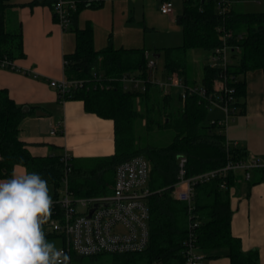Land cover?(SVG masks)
<instances>
[{
  "label": "trees",
  "instance_id": "trees-1",
  "mask_svg": "<svg viewBox=\"0 0 264 264\" xmlns=\"http://www.w3.org/2000/svg\"><path fill=\"white\" fill-rule=\"evenodd\" d=\"M54 2L0 0V60L24 55L20 22L15 29H9V13L16 16L14 9L25 5L53 8ZM104 3L105 0H84L74 14L70 28L75 32L76 46L73 52L65 54V74L69 79L89 81L83 87L71 89L63 99L83 100L87 111L114 120V153L95 158L90 165L72 158L68 173L62 154H31L19 136V125L26 112L6 88L0 87V178H10L14 166L22 165L29 173H38L52 184L55 196H58V188L66 177L68 189L75 196H99L112 192L118 164L142 155L151 164L148 181L151 194L147 198L150 241L143 251L113 254L112 264H183L190 218L187 203L173 194L178 180L179 157L187 158L186 176L190 177L249 155L238 144L227 143L223 124L217 120L208 121L206 99L191 95L183 100L176 91L164 93L150 80L151 70L144 47H115L111 42L100 49L95 47L94 29L91 24L80 27L78 13L86 6L99 8ZM177 21L182 26L183 42L164 47L165 71L169 74L177 71L190 83L187 77L188 51L202 48L212 52L223 42V31H230L233 35L227 42L238 45L240 52L233 53L235 59L225 72L234 76L231 82L235 87L234 105L244 110V74L250 70H264V10L238 11L230 0L225 14H220L217 0H184L183 12ZM222 69L204 65L202 84L208 90H213ZM96 76L100 78L96 79ZM125 77L128 79L124 80ZM135 78L146 79L144 90L133 88L129 79ZM143 119L145 124H142ZM156 128L172 130V139L165 145L151 143L148 134ZM240 175L230 171L226 176L219 175L195 184L193 216L200 222L197 246L208 256H216L215 250L225 249L231 264H260L258 250L245 251L241 239L231 231L233 211L229 196ZM223 182L225 186H222Z\"/></svg>",
  "mask_w": 264,
  "mask_h": 264
},
{
  "label": "crops",
  "instance_id": "crops-1",
  "mask_svg": "<svg viewBox=\"0 0 264 264\" xmlns=\"http://www.w3.org/2000/svg\"><path fill=\"white\" fill-rule=\"evenodd\" d=\"M29 1L15 0L17 3ZM174 2L176 11L164 14L160 10V13L178 22L184 0ZM14 11L21 26L24 55L10 59L16 68L0 67V87L6 88L16 103L22 109L25 108L26 114L19 125L21 140L35 156L69 152L79 163L113 154L114 120L87 111L83 100H60L56 89L49 84L53 78L66 76L65 54L73 52L75 48L73 51L72 48L76 46V39L68 33L70 27L64 30L56 21L53 8L48 5H25L16 7ZM124 47L141 46L129 44ZM180 76L185 78L182 74ZM244 77L245 107L244 110L239 107L238 113L230 120L227 137L232 144L237 142L245 148L247 155L264 157V70H250ZM53 128L56 129L55 133H52ZM22 168L26 169L24 166ZM262 174L264 176V172L256 169L250 180L240 175L237 184L231 187L229 196L233 211L231 231L241 239L245 251L258 250L260 264H264ZM48 186L53 188V191L50 188L49 191L54 198V186L50 183ZM199 251L204 255V264H231L223 248L213 251L218 254L216 256H208L206 252Z\"/></svg>",
  "mask_w": 264,
  "mask_h": 264
},
{
  "label": "built area",
  "instance_id": "built-area-1",
  "mask_svg": "<svg viewBox=\"0 0 264 264\" xmlns=\"http://www.w3.org/2000/svg\"><path fill=\"white\" fill-rule=\"evenodd\" d=\"M82 1L84 0H55L53 10L56 21L64 30L73 23L74 14ZM229 2L230 0H217L220 14H225ZM160 10L164 14L173 13L172 0H162ZM232 35L230 31H223V42L211 52L209 57L211 67L223 68L214 82L212 91L202 83L186 82L177 71L168 74L165 82L157 76L153 77L152 72L157 65L150 57V53L146 52L147 65L151 70L150 80H153L164 93L176 91L183 100L191 95H199L208 101L209 106L213 103L218 104L223 109L225 117L217 121L225 126L226 134L228 124L238 113L239 108L234 105L235 87L231 85L234 76L225 72L235 59L233 53L240 52L238 45L227 42ZM229 49L231 56L228 53ZM64 64H67V60ZM0 67L16 68L13 61L7 58L0 60ZM95 78L99 79L100 76ZM129 80L133 83L134 89H145L146 79ZM88 81V79H69L63 76L51 79L49 84L56 89L59 98L64 100L63 96L71 89L83 87ZM94 86H97L96 83ZM55 132L56 129L53 128L52 133ZM227 143H231L228 137ZM233 144L236 145L237 142ZM71 160L72 156L69 152L62 153V161L67 166V173L71 170ZM186 162L185 156L179 157L178 180L173 189L175 198L187 203L190 218L188 237L184 242L183 264H204V255L197 246V227L200 222L193 216L195 184L219 175L226 176L230 171L240 173L243 179L250 180L254 170H264V157L251 155L245 159L229 160L226 166L190 177L186 176ZM150 171L151 164L148 159L142 155H135L117 165L112 192L99 196L77 197L69 191L67 177L64 179L67 185L66 193L62 197L58 195L53 198L52 221H55L56 226L52 227L55 232L62 234L64 244L60 249L71 257V264L72 254L80 256L121 254L139 252L147 248L150 241L148 224L150 209L147 203V198L151 194L148 187ZM222 186H225V182Z\"/></svg>",
  "mask_w": 264,
  "mask_h": 264
},
{
  "label": "rangeland",
  "instance_id": "rangeland-1",
  "mask_svg": "<svg viewBox=\"0 0 264 264\" xmlns=\"http://www.w3.org/2000/svg\"><path fill=\"white\" fill-rule=\"evenodd\" d=\"M175 9V2L172 0ZM233 6L238 11L261 12L264 10V0H232ZM162 3V1H161ZM160 0H105L102 7H84L78 13L80 27L91 24L94 29L95 47L97 49L107 46L112 41L115 47L124 45L145 46L150 57L156 62L153 69V77L167 81L165 71V57L163 49L169 45H178L183 42L182 26L160 13ZM136 6V10L134 7ZM9 29H15L17 18L14 13L8 16ZM69 36L75 38V32L68 30ZM75 47L72 48V51ZM232 55L231 49L228 51ZM160 54L159 58L154 57ZM211 51L202 48L190 49L187 53L188 71L187 77L190 83L200 84L202 82L203 67L210 63ZM183 77H185L183 75ZM185 79V78H184ZM225 113L216 103L208 108V121L223 119ZM145 124V119L142 120ZM144 130V129H143ZM151 143L157 145L167 144L173 137V131L169 129H154L148 134ZM84 165L92 164L91 159L81 162ZM53 191L52 187H49ZM66 182H61L58 194L62 197L66 193ZM54 192H56L54 188ZM55 195V194H54ZM44 230L47 239L54 242L57 248H61L64 239L61 233L53 230L52 225L46 224ZM113 254L104 253L95 258L72 254V264H112Z\"/></svg>",
  "mask_w": 264,
  "mask_h": 264
},
{
  "label": "clouds",
  "instance_id": "clouds-1",
  "mask_svg": "<svg viewBox=\"0 0 264 264\" xmlns=\"http://www.w3.org/2000/svg\"><path fill=\"white\" fill-rule=\"evenodd\" d=\"M54 201L38 173L14 166L0 179V264H71V257L47 239Z\"/></svg>",
  "mask_w": 264,
  "mask_h": 264
},
{
  "label": "water",
  "instance_id": "water-1",
  "mask_svg": "<svg viewBox=\"0 0 264 264\" xmlns=\"http://www.w3.org/2000/svg\"><path fill=\"white\" fill-rule=\"evenodd\" d=\"M154 56H155V57H156V56H157V57H160V54H155ZM24 109H25V108H23V111H25ZM91 212H93V210H92Z\"/></svg>",
  "mask_w": 264,
  "mask_h": 264
}]
</instances>
